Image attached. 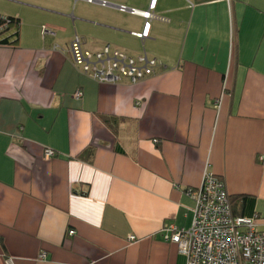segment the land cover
I'll list each match as a JSON object with an SVG mask.
<instances>
[{
	"label": "crops",
	"instance_id": "crops-1",
	"mask_svg": "<svg viewBox=\"0 0 264 264\" xmlns=\"http://www.w3.org/2000/svg\"><path fill=\"white\" fill-rule=\"evenodd\" d=\"M2 1L20 24L0 45V264H186L161 230L191 226L205 172L264 231V0H156L142 42L143 18L112 8ZM74 35L162 67L96 82L71 61Z\"/></svg>",
	"mask_w": 264,
	"mask_h": 264
},
{
	"label": "built area",
	"instance_id": "built-area-1",
	"mask_svg": "<svg viewBox=\"0 0 264 264\" xmlns=\"http://www.w3.org/2000/svg\"><path fill=\"white\" fill-rule=\"evenodd\" d=\"M83 1L143 18L141 32L131 33L141 42L148 38L150 21L157 18L153 13L156 0H149L145 11L110 4L104 0ZM54 35L50 28H42V36ZM69 55L74 66L99 83L117 84L127 81L136 84L162 67L160 62L144 53L130 56L109 45L96 51L86 49L77 35L69 44ZM73 95L80 99L82 93L78 90ZM52 157L54 152L46 150L45 158ZM258 161L264 163L263 154L258 157ZM187 195L194 203L191 226L184 229L169 225L161 230L163 242L175 245L186 264H264V231L257 230L254 217L233 214L230 196L221 179L205 172L201 186L196 190H188ZM74 233L71 230L68 235ZM128 241L133 242L135 238L130 236ZM39 258L45 260L46 256L41 254ZM6 264L14 263L8 259Z\"/></svg>",
	"mask_w": 264,
	"mask_h": 264
},
{
	"label": "trees",
	"instance_id": "trees-1",
	"mask_svg": "<svg viewBox=\"0 0 264 264\" xmlns=\"http://www.w3.org/2000/svg\"><path fill=\"white\" fill-rule=\"evenodd\" d=\"M6 20H8V23H6ZM19 20L12 18V17H7V18H3L0 16V45H12L15 46L17 45L18 42V28H19ZM10 31H12L13 33L7 37H5L6 34H8ZM13 40V41H11ZM102 121L105 124H110L113 123L115 121L109 119V118H102ZM230 202L232 205V200L230 198ZM234 215H236L234 213ZM239 216V215H236ZM245 217V216H243Z\"/></svg>",
	"mask_w": 264,
	"mask_h": 264
},
{
	"label": "rangeland",
	"instance_id": "rangeland-1",
	"mask_svg": "<svg viewBox=\"0 0 264 264\" xmlns=\"http://www.w3.org/2000/svg\"><path fill=\"white\" fill-rule=\"evenodd\" d=\"M140 3H143V2H145V0H138ZM0 3L3 5L4 4V2L2 1V0H0Z\"/></svg>",
	"mask_w": 264,
	"mask_h": 264
}]
</instances>
